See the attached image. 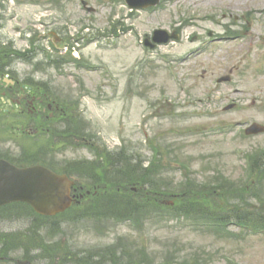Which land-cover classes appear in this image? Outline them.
I'll list each match as a JSON object with an SVG mask.
<instances>
[{"label": "rangeland", "instance_id": "374dc122", "mask_svg": "<svg viewBox=\"0 0 264 264\" xmlns=\"http://www.w3.org/2000/svg\"><path fill=\"white\" fill-rule=\"evenodd\" d=\"M85 1L96 8L95 13H89L82 0H14L1 14L9 21L0 30V41L10 45L20 35L13 26L24 29L36 22L46 34L53 31L62 36V30L75 36L88 24L90 28L83 35L93 41L88 45L78 43L75 49L92 68H81L66 78L55 70H50L49 76H38L61 90L59 94L72 90L80 95L81 112L103 144L128 157L137 152L151 160V141L159 142L171 164L166 178L175 184L171 181L169 187L179 184L183 177L182 163L188 164L200 180L216 171L233 179L241 175L247 167L246 152L264 147V135L240 136L246 125L264 124V0H165L155 10L136 11L133 15L122 0ZM41 17L45 19L39 25ZM119 19L120 24L127 25L126 29L117 27L109 33L113 22ZM186 21L190 23L182 31V42L155 52L143 48L145 37L156 29L172 31ZM227 26L240 33L237 38H217L221 41L211 43L209 32L223 35ZM194 36L197 39L193 40ZM15 44L19 49L30 47L26 41ZM42 58L44 55L39 56ZM13 68L23 78L32 70V66L20 62ZM231 69L236 71L234 82L217 85L216 78ZM204 71L207 72L203 74ZM130 78L134 89L123 97L121 88ZM82 85L90 94H80ZM253 100H257L255 105ZM233 103L236 108L224 112V107ZM3 148L15 155L20 153L12 143ZM64 153L68 160L93 159L87 149ZM138 162L136 157L135 163ZM258 207L248 204L247 210L257 211ZM188 220L189 224L186 219L160 216V225L143 236V243L151 247L153 255L171 250L192 257L198 252L207 260L211 255L214 264H264V235L241 232L233 226L229 231L238 237L226 240L201 231L194 226V219ZM77 224L64 229L68 239L80 249L105 246L123 235L132 236L136 242L140 239L139 232L129 224L105 222L100 233L96 231L100 225L93 229L89 220ZM31 228L30 220L0 218V232L24 233ZM59 239L51 242L55 244ZM23 255L22 250L14 251L9 259L16 264ZM35 261L46 264L37 256Z\"/></svg>", "mask_w": 264, "mask_h": 264}, {"label": "trees", "instance_id": "16d2710c", "mask_svg": "<svg viewBox=\"0 0 264 264\" xmlns=\"http://www.w3.org/2000/svg\"><path fill=\"white\" fill-rule=\"evenodd\" d=\"M123 163H124V169H122L121 172H117L115 174L116 175L115 178L111 179L110 181L109 178L103 177L101 181V186L104 188L105 191H110L111 189H113L112 193L107 194L103 198L104 200H108L107 202H109L110 204L111 203L114 204L113 209L115 211H119L118 212L119 216H125L128 210L129 212H131V210L137 211L136 210L137 207L134 206L148 205L151 199L150 195L153 193L149 189L150 188L153 189V185H154L152 179V173L149 170L136 171L134 168H132L133 166L131 165V163L129 164L128 160H126V162L123 161ZM108 169L109 168L105 167V165L101 167V174L109 177H114V173H112V170L108 171ZM98 177L94 179H97ZM132 186H138L139 187L138 189H140L139 190L140 194L138 199H135L132 196L127 199L121 198L120 196H118L119 194L114 192L115 189H117L118 187L124 191L129 192V188H131ZM147 188L148 190H145ZM156 193L157 192H154L153 195ZM116 200L122 201L125 204L119 203Z\"/></svg>", "mask_w": 264, "mask_h": 264}, {"label": "water", "instance_id": "95a60500", "mask_svg": "<svg viewBox=\"0 0 264 264\" xmlns=\"http://www.w3.org/2000/svg\"><path fill=\"white\" fill-rule=\"evenodd\" d=\"M1 177L7 178V183L3 181L8 187L6 191L8 195L7 201L28 199L38 210L45 213L49 212L54 207V209H60L64 205V202L67 201V186L62 179H58L57 183L62 187L63 195L57 196L54 194L56 193V188H52V185H39L30 174H28V178L22 179L20 173L15 171L14 168H9L8 172L1 173L0 178ZM24 180H29L35 184L32 190L22 185V181ZM37 189L39 195L34 194ZM48 190L50 191L49 194L47 193Z\"/></svg>", "mask_w": 264, "mask_h": 264}, {"label": "flooded vegetation", "instance_id": "af4514ba", "mask_svg": "<svg viewBox=\"0 0 264 264\" xmlns=\"http://www.w3.org/2000/svg\"><path fill=\"white\" fill-rule=\"evenodd\" d=\"M0 84H1V85H5V83H4V82H0ZM10 87H12V86H10Z\"/></svg>", "mask_w": 264, "mask_h": 264}]
</instances>
